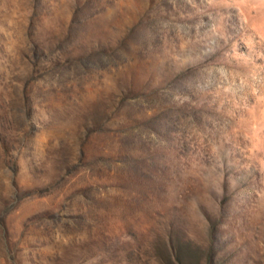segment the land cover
Segmentation results:
<instances>
[{
    "label": "rangeland",
    "instance_id": "obj_1",
    "mask_svg": "<svg viewBox=\"0 0 264 264\" xmlns=\"http://www.w3.org/2000/svg\"><path fill=\"white\" fill-rule=\"evenodd\" d=\"M0 264H264V0H0Z\"/></svg>",
    "mask_w": 264,
    "mask_h": 264
}]
</instances>
